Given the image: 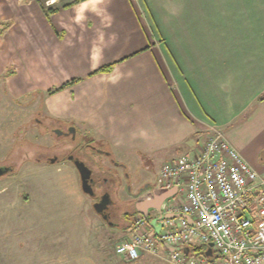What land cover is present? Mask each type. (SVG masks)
<instances>
[{
    "label": "crops",
    "instance_id": "crops-1",
    "mask_svg": "<svg viewBox=\"0 0 264 264\" xmlns=\"http://www.w3.org/2000/svg\"><path fill=\"white\" fill-rule=\"evenodd\" d=\"M62 1L71 5L48 15L37 0H0V75L9 69L25 91L83 77L57 92L56 117L90 125L127 154L164 152L162 164L216 128L239 149L232 135L260 124L264 0ZM158 210L146 199L136 206L150 220Z\"/></svg>",
    "mask_w": 264,
    "mask_h": 264
},
{
    "label": "rangeland",
    "instance_id": "rangeland-1",
    "mask_svg": "<svg viewBox=\"0 0 264 264\" xmlns=\"http://www.w3.org/2000/svg\"><path fill=\"white\" fill-rule=\"evenodd\" d=\"M9 72L7 69L0 75V166L10 162L16 165L15 160H8V154L18 133L48 146L59 138L34 124V119L42 118L43 114L57 116L54 112L59 91L47 94V90L59 85H42L46 88L44 94L25 91L27 86L19 78L7 80L12 76ZM260 119L259 125L252 128L246 125L232 137L241 145L237 150L243 156L255 157L261 152L258 161L250 164L264 173V114ZM68 122L75 127L74 135H83L90 146L111 151L110 155L100 156L105 166L122 174L123 163L132 176L139 171L142 177L134 189L152 181L156 186V177L166 159L164 152L145 156L141 151L131 150L136 154H127L113 148L90 125L75 119ZM210 134L203 135L204 139ZM258 146L262 151L257 153ZM64 156L59 153L55 162L27 161L16 174L0 177V264H170L165 253H144L136 260H127L116 253V247L130 237L132 230L129 219L125 221L122 214L127 208L124 202L130 198L125 184L128 180L118 191L115 187L109 189L108 206L114 213L115 224H107L93 207L100 194L89 195L82 190L77 168ZM111 156L120 164L111 162ZM134 212L136 215L137 211Z\"/></svg>",
    "mask_w": 264,
    "mask_h": 264
},
{
    "label": "built area",
    "instance_id": "built-area-1",
    "mask_svg": "<svg viewBox=\"0 0 264 264\" xmlns=\"http://www.w3.org/2000/svg\"><path fill=\"white\" fill-rule=\"evenodd\" d=\"M43 1L54 6L61 0ZM156 182L155 191L176 188L178 199L164 204L155 226L136 214L130 237L116 247L118 255L136 260L163 248L172 264H264V173L222 129L163 163Z\"/></svg>",
    "mask_w": 264,
    "mask_h": 264
},
{
    "label": "flooded vegetation",
    "instance_id": "flooded-vegetation-1",
    "mask_svg": "<svg viewBox=\"0 0 264 264\" xmlns=\"http://www.w3.org/2000/svg\"><path fill=\"white\" fill-rule=\"evenodd\" d=\"M34 124L38 127L42 128L45 127L48 128L51 123H53V127L51 130H54V132L59 136L57 138V144L59 145V149L56 153L53 155H50L48 159L53 158L52 156L58 157L60 154H65L64 157H67L70 161L73 162L76 159L82 160L86 163V165L92 170L90 182L94 189L95 193H99L100 196L98 198V201L103 197L105 194H110L109 189L115 187V191H118L121 186L123 185V182H126L130 198L127 202H124V204L127 206V208H124V211L122 214H124V220L127 221L129 219V222L132 221L134 217H131V214L136 210V206L144 199L149 200L150 203H154L155 205H158L159 213L162 210V206L169 201V194H161L154 190V183H148L146 185H139L134 189V184H138L141 180V174L138 175L139 171H135V175L132 176L131 171H129L126 168V165L121 163L123 173L120 174L117 171L109 168L108 166H105L100 156L104 155H110L111 151L106 150L104 148L94 147L90 146L87 141L84 139L83 135L77 137L75 134L76 130L75 127L68 122L69 119L67 118H59L51 114H43L42 118L37 117L34 119ZM46 132H52V131H46ZM22 136H24L22 133H20ZM52 134V133H51ZM53 135V134H52ZM70 156L73 158L70 159ZM59 160L56 159V161ZM111 162H113L115 165H119V162H115V159L110 157ZM75 165V164H74ZM4 166L8 167L9 169H13L7 164H4ZM76 167V166H75ZM8 170L6 172H8ZM6 172L4 174H6ZM1 175L0 177L4 176ZM80 175V174H79ZM124 178V181L122 179ZM150 189L149 197L143 198L144 192L146 190ZM114 191V190H112ZM166 192V190H163ZM161 191V192H163ZM109 204V203H108ZM110 205L104 210L103 213H98L102 217V219L110 225H113V217L114 213H112L109 210ZM162 207V208H161ZM106 215V218H103V215ZM131 222V224H132ZM115 224V223H114ZM116 224H120L119 221L116 222Z\"/></svg>",
    "mask_w": 264,
    "mask_h": 264
},
{
    "label": "trees",
    "instance_id": "trees-1",
    "mask_svg": "<svg viewBox=\"0 0 264 264\" xmlns=\"http://www.w3.org/2000/svg\"><path fill=\"white\" fill-rule=\"evenodd\" d=\"M37 1H38L39 5L41 6V8L44 9L48 15L50 13L60 11L61 9L69 7L71 5V3H64L62 5H57V6H46V4L43 0H37ZM120 61L121 60L103 65V66L99 67L98 69H96L95 71L91 72L89 74V76L94 75L96 73H109V72L113 71L115 66ZM9 73H13V72H9ZM82 80H83V77H74L71 80L57 86L56 88L48 89L47 94L56 93L57 91H60V90H63L67 87L73 86V85L81 82ZM34 92L39 93V94L45 93L44 90H36ZM259 100H264V94L259 98ZM53 125L54 124L51 123L49 125V127L46 128L45 131H52L51 133L54 136L55 135L57 136V134L54 132V130H51ZM57 141L58 140H56V142L50 146L38 144V143H35L33 141L27 140L26 138H24V136H22L20 133H18L16 140L14 141L13 146L11 147L10 152L8 154V160H10V161L15 160L16 165H14L11 162L7 163V165L12 167L13 169L12 170L9 169L8 172H6V174H4V176L16 174L18 169L27 161H36V162L40 161L41 162V161L48 160V157L50 155H52L53 153H56L59 149L58 148L59 145L57 144ZM132 216L133 217L135 216V212L131 214V217ZM131 222L132 221L129 222V225H131ZM129 225H127V226H129ZM179 249L185 251V249H188V247L181 246V247H179ZM195 250L199 251V253L202 252L201 248L195 249Z\"/></svg>",
    "mask_w": 264,
    "mask_h": 264
},
{
    "label": "water",
    "instance_id": "water-1",
    "mask_svg": "<svg viewBox=\"0 0 264 264\" xmlns=\"http://www.w3.org/2000/svg\"><path fill=\"white\" fill-rule=\"evenodd\" d=\"M72 158L73 157L70 156V159H72ZM56 159H57V157L54 156L53 158H51V162H55ZM74 164H75V166H76V168L80 174L82 190L89 195H94L95 192H94V189H93L91 182H90L92 170L82 160L76 159L74 161ZM7 170H8V167L0 166V176L3 175ZM108 203H109V194H105V195H103V197L99 201L94 203L93 207L97 213H103L104 210L108 207ZM103 218H106L105 214L103 215ZM151 223L153 226H155L156 219L151 220ZM156 231L158 232L159 228H157ZM210 245L212 246L213 243H210ZM185 251H188V249H185Z\"/></svg>",
    "mask_w": 264,
    "mask_h": 264
}]
</instances>
